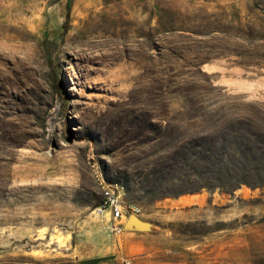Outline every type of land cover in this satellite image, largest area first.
<instances>
[{
    "label": "rangeland",
    "instance_id": "1",
    "mask_svg": "<svg viewBox=\"0 0 264 264\" xmlns=\"http://www.w3.org/2000/svg\"><path fill=\"white\" fill-rule=\"evenodd\" d=\"M201 156L264 166V0H0V264H264V183Z\"/></svg>",
    "mask_w": 264,
    "mask_h": 264
},
{
    "label": "trees",
    "instance_id": "2",
    "mask_svg": "<svg viewBox=\"0 0 264 264\" xmlns=\"http://www.w3.org/2000/svg\"><path fill=\"white\" fill-rule=\"evenodd\" d=\"M247 149H250V146L245 148V150ZM198 160H203V162L209 163L213 167L209 170L211 176L210 181L206 183L208 186L217 185L220 187L234 188L241 183L248 185H260L264 183V177L259 174L260 171L264 170V166L250 165L241 160L238 164H231L221 168L218 165L219 163L216 164V161H212L209 156H201Z\"/></svg>",
    "mask_w": 264,
    "mask_h": 264
},
{
    "label": "built area",
    "instance_id": "3",
    "mask_svg": "<svg viewBox=\"0 0 264 264\" xmlns=\"http://www.w3.org/2000/svg\"><path fill=\"white\" fill-rule=\"evenodd\" d=\"M95 174L98 177V185L96 186L97 193L100 197L98 203L94 206L92 212L97 215L107 213L112 221L115 222L112 229L119 231L121 225L126 219L128 213L136 214L138 208L124 199V192L121 186L107 184L100 180V175L96 171V167L92 165ZM128 264V262H126Z\"/></svg>",
    "mask_w": 264,
    "mask_h": 264
},
{
    "label": "water",
    "instance_id": "4",
    "mask_svg": "<svg viewBox=\"0 0 264 264\" xmlns=\"http://www.w3.org/2000/svg\"><path fill=\"white\" fill-rule=\"evenodd\" d=\"M151 226L150 222L140 219L136 214L128 213L126 219L121 225V229L124 231H142L150 230ZM113 257V255L96 256L79 260L77 264H98L101 261L111 260Z\"/></svg>",
    "mask_w": 264,
    "mask_h": 264
}]
</instances>
